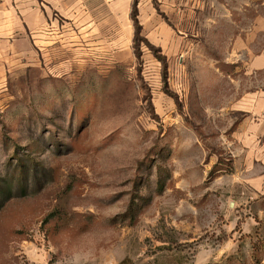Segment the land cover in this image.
Segmentation results:
<instances>
[{
    "label": "rangeland",
    "instance_id": "rangeland-1",
    "mask_svg": "<svg viewBox=\"0 0 264 264\" xmlns=\"http://www.w3.org/2000/svg\"><path fill=\"white\" fill-rule=\"evenodd\" d=\"M38 3L37 45L0 59V264H264V223L227 227L211 189L221 69L264 47V0Z\"/></svg>",
    "mask_w": 264,
    "mask_h": 264
},
{
    "label": "crops",
    "instance_id": "crops-1",
    "mask_svg": "<svg viewBox=\"0 0 264 264\" xmlns=\"http://www.w3.org/2000/svg\"><path fill=\"white\" fill-rule=\"evenodd\" d=\"M38 11V0H0L2 64L5 59L21 58L22 43L29 42L30 48L32 44L34 47L37 45L39 29L44 26ZM263 20L256 23L257 30L264 27ZM246 38L238 35L231 50L234 58L228 61V68L221 69L222 82L229 81L231 89L225 95L222 93L224 101L218 109L233 114L234 121L224 146L230 156L229 168L216 171L218 174L212 181L211 189L219 191L221 199L227 201L234 213L228 217L227 227L239 221L243 232L254 233L264 223V86L260 84V76L255 75L256 72H264V47L252 52ZM246 53L250 55L248 58ZM231 68L245 75L250 73L248 86L245 77L234 80L229 76ZM219 84L215 81L212 88L215 96L223 91ZM242 215L244 217L239 220ZM232 241L235 243L234 239ZM226 249L227 246L223 247L221 253H225Z\"/></svg>",
    "mask_w": 264,
    "mask_h": 264
},
{
    "label": "trees",
    "instance_id": "trees-1",
    "mask_svg": "<svg viewBox=\"0 0 264 264\" xmlns=\"http://www.w3.org/2000/svg\"><path fill=\"white\" fill-rule=\"evenodd\" d=\"M27 171H28V169H27ZM21 173H23V169H21ZM0 187H1V185H0ZM204 264H228V263L227 262L226 263H222V262H213V261H210V262H206Z\"/></svg>",
    "mask_w": 264,
    "mask_h": 264
}]
</instances>
